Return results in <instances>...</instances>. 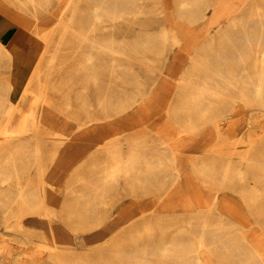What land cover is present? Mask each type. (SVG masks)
<instances>
[{
    "label": "rangeland",
    "instance_id": "obj_1",
    "mask_svg": "<svg viewBox=\"0 0 264 264\" xmlns=\"http://www.w3.org/2000/svg\"><path fill=\"white\" fill-rule=\"evenodd\" d=\"M49 1L46 5L37 2L38 7L32 6L36 21L27 18L31 26L27 29L36 33L45 47L20 93L19 103L25 113L18 111V101L15 104L10 102L8 80L0 79V113L3 112L0 114L2 245L11 244L16 253L32 252L37 260L41 258L53 264L49 248L43 246L47 244L37 242L35 236L20 229L27 219L39 220L40 224L34 225L33 230L44 233L46 243L55 241L59 248L75 251L64 250L63 257L68 264H78L67 259L66 254L72 253L88 264H126L125 256L115 255L116 250L131 251L145 245L156 247L174 240L196 241L194 216L201 212L211 223L216 222L217 215L221 214L239 225L237 232L246 239L247 245L263 255L264 172L260 169L264 167V109L252 101L253 92L242 87V93L232 88L222 99H202V103L211 107L205 115L195 110L181 111L178 106L191 101L193 88L187 87L185 94L182 91L179 94V87L185 73L195 71L193 67L196 65L190 69L192 61L207 66L204 74L211 77L209 83L224 85L229 71L222 57L234 55L238 60L242 53L248 56L246 62L227 65L239 79L253 76L256 66L262 64L264 53L253 44L248 47L246 36L254 28L259 36L264 34V0H221L228 12L213 26L208 23L214 17L216 7L213 4L217 0H129L133 9L141 10L140 14L118 15L115 20L104 15V22L97 26L93 15L87 11L89 4L95 1L104 9H111L113 5L102 2L108 0ZM109 1L121 3L128 0ZM2 5L5 14H13V20L18 22V19L25 18L8 3ZM122 6L114 5L117 13ZM203 14L207 17L206 22L198 19ZM233 19L244 23L247 32L240 25L227 26ZM68 23L75 29L74 36L64 34L63 25ZM218 28L231 31L237 46L221 44L216 33ZM78 34L87 35L93 43L80 40ZM163 34L166 41L162 40ZM204 43L212 46L213 53L206 52V49L210 50L209 46L202 52ZM104 44L117 53L102 50L100 46ZM8 58L5 52L0 55V67L6 65L5 59ZM122 62L155 63L152 69L140 70L116 65ZM127 73H130L131 86L135 87L142 77L147 85L152 78L158 80L154 92L134 106V111L143 110L145 114L138 112L134 115L124 130L121 120L132 112L117 114L111 101L99 97L96 90L105 88L109 93L120 92ZM203 75L200 82H203ZM117 97L113 95L112 98ZM42 113L47 114L49 124L40 122ZM169 120L181 124L189 121L194 127L192 130L181 129L185 140H166L177 134L176 129L168 128ZM216 126L232 138L217 137ZM10 133L15 136L12 143L21 142L13 149V156L8 155L10 150L1 143L3 135ZM130 134L153 139L155 142L152 141L150 147H155V151H151L164 158H170L167 156L170 152H177L176 164L168 165L176 170L157 175L177 178L173 181L169 178L161 190L140 188L137 184L135 189H130L121 181L120 189L111 190L110 186L105 191L91 216L80 222H67L66 212L72 208L80 209L74 193H91V188L101 183L99 171L111 164L108 145L118 138L126 152L129 145L126 138ZM28 137L31 151L34 149L29 166L21 159L26 157ZM229 160L236 171L221 183L214 178L221 177V173L205 174L197 170L203 163L220 170ZM11 162H15V169ZM41 194L56 197L58 205L49 207L56 211L54 216L46 217L42 210L34 213L38 200L42 199ZM8 197L12 198L10 205L7 204ZM47 220L52 222V233L45 224ZM184 230L192 234L181 236L180 232ZM195 248L203 264H225L220 259L221 253L197 245ZM229 256L233 258V255ZM253 261V257L244 254L243 264H254ZM151 262L163 264L158 256ZM1 263L38 264L26 259L14 262L5 257L0 259Z\"/></svg>",
    "mask_w": 264,
    "mask_h": 264
},
{
    "label": "crops",
    "instance_id": "obj_2",
    "mask_svg": "<svg viewBox=\"0 0 264 264\" xmlns=\"http://www.w3.org/2000/svg\"><path fill=\"white\" fill-rule=\"evenodd\" d=\"M0 55L4 54V52L9 55L8 59H5L6 62L3 66L0 67V79H7L9 85H10V102L12 104H15L16 101L19 102V97L22 89L24 88L25 84L28 81V78L35 66L36 61L42 54L44 50V43L40 39V37H37L34 29L33 34L28 29H31L30 23L28 24V20L30 18H33L35 21L37 18L35 17L36 14L35 10H33V5L31 4L30 0H0ZM40 1V0H36ZM218 1V0H217ZM3 3H8L9 5L13 6L16 10L20 11L25 18L22 17V19H18V22L13 20L12 16L13 14L10 13V15L5 14L3 9ZM40 4V3H39ZM213 5L214 7H218L217 2H215ZM219 6H224L222 1L219 3ZM34 12V13H33ZM216 10H214L215 14ZM41 18V16H39ZM202 17V18H201ZM198 17L199 20H203V22H206L207 17L203 14V16ZM215 17V16H214ZM212 18L208 25L213 26L217 23H219L221 18ZM38 18V20L40 19ZM32 19V20H33ZM28 28V29H27ZM251 29V28H250ZM250 29L248 31H250ZM221 32V33H220ZM231 31H222L221 29H217L216 33L219 34V42L221 44L228 43V39L232 40L234 44L232 46H237V40L233 37V35L230 34ZM247 32V31H245ZM251 34L249 36H246L247 38H252L253 35H257L258 31L257 28L252 29ZM221 34V35H220ZM246 35V34H245ZM247 43L249 45V42L247 40ZM211 44V43H209ZM206 52L213 53L211 50V45H208L207 43H204L202 47V52H204L205 48ZM249 47V46H248ZM200 61V60H199ZM237 62V60H235ZM155 62H138V63H130V62H122L117 63L116 65L123 66L124 69H152V65ZM198 64H201L200 62L192 61L191 68L196 65V67H193L195 70L198 69ZM202 65L205 66V64L202 63ZM207 69V67L205 68ZM191 72L185 73V76L182 77V80L180 81V87H179V94H181V91L184 93V91L187 89V87L184 85L185 81L184 79L187 78L190 75ZM203 75V82L202 84H208L209 86L212 85L209 83L208 80H210V77ZM127 79L125 80V85L122 86L117 92H110L109 90H105V88H99L97 89V94L99 97H105L106 101H111L113 108L118 113H124L126 111H131L132 113L130 115H125V118L121 120V122L124 125V130L127 129L129 122L134 118L133 116L136 115L138 112L142 113L141 115L145 114L143 110H137L134 111L135 104L140 100L146 97V95L152 94L154 92V88L156 86V82L158 78H150L151 82L149 85L146 84L144 81V78L142 77L139 79V85L138 87L131 86L130 84V73H127L126 75ZM138 89V90H136ZM113 95L118 96L117 98H112ZM194 91L191 93L190 102H184L181 103L178 106V110L181 111H191L194 110L192 108V103L194 102ZM209 96V95H208ZM113 99V100H112ZM207 99V98H204ZM102 100V98L100 99ZM121 103V104H120ZM99 105H101V102H99ZM157 105V104H156ZM155 105V106H156ZM158 106V105H157ZM91 105H89L90 109ZM152 107L154 108L153 104ZM89 109H83L84 111H89ZM172 109V108H171ZM211 107L209 105L204 104L201 108V110L197 111L201 113V115H205ZM232 110H227V112H230ZM196 112V111H195ZM227 115V114H226ZM169 119V118H168ZM169 125L168 128L173 127L176 129V136L174 137H167L166 140H182L181 134L183 130L181 129H193L192 122L186 121L184 124L181 123H173L171 120L168 121ZM232 123V122H231ZM52 129H54L53 125L50 126ZM180 127V128H179ZM181 130V131H180ZM184 130V132H185ZM55 134V132L53 131ZM216 134L219 138H225L230 137L229 135L225 134L220 127L217 128L216 126ZM185 140V139H184ZM27 141V150H26V157H22L21 159H24V165H31V159L33 157V152L31 151V142H29V137L26 139ZM126 143H128V147L126 152L123 151L122 143L120 142V139L117 138V141L112 142L110 145H108L107 152H108V158L109 164L108 167L102 168L100 173V184L96 187L91 188V193H74L73 196H75V199L78 204V211L75 210V208L70 209L68 212H66V221L67 222H80L81 220L87 219L89 216L93 214L95 211V207L101 203V199L105 196V191L109 189V187L112 189H120L121 188V181L126 182V184L129 186L130 189H135L136 184L140 186V188H146V189H157L161 190L164 189L165 184L167 183V180L169 178L176 179L177 177H157V175L160 174H167L171 173L174 169L172 167H168L169 164L175 165L177 162V152H170L168 153V157L170 158H164L162 156H159V154L151 151H155V147L151 148L150 144L153 139L147 138L146 135H132L130 134L129 138H126ZM155 142V141H154ZM21 150V148L19 149ZM44 157V153H42ZM78 155V153H77ZM165 156V154H163ZM231 162V171L230 174H228V177H224V168L226 167L227 163ZM224 164L222 169L216 170L213 167H211L210 164L203 163L200 165V167L197 168L198 171L201 173H221V177H214L215 179H219L220 183L224 180L230 179L232 174L236 171L235 168L232 166V161L229 160ZM22 165V163H20ZM178 175V174H177ZM124 176V177H123ZM206 179L211 177H204ZM238 178V177H236ZM242 179V178H241ZM84 180H82L83 182ZM139 181V182H138ZM47 185L48 182H45ZM222 186V185H221ZM132 193V192H131ZM99 197L100 200H96V198ZM40 198V197H38ZM41 201L38 200L36 208L34 213L39 212L40 210L45 211L44 216L50 217L52 214L55 215L56 211L50 210L49 207L55 208L58 205V201L56 200V197L52 194L50 196H45L41 194ZM76 207V205H75ZM48 209V210H47ZM37 210V211H36ZM195 223L193 224V228L197 230L193 234L195 235L196 241H181V240H174L167 244H161L157 245L156 247H149V246H138L137 249L131 250V251H125V250H116L115 255L119 256H125L124 262L126 264H153L151 262L153 257L158 256L160 261H162L163 264H197L199 256L198 249L195 248V246L203 247V248H211L213 252L221 253L222 257L220 258L225 264H243V257L244 254L248 257H253L255 261L254 264H260V260L257 257V254H259L257 251L253 250L251 247L247 245L246 239L240 235V233L237 232L239 229V225L232 223L228 218L223 217L221 214H218L216 217V222H209L205 215H202L201 212L196 214L194 216ZM26 227L27 230L33 234V237L35 236L37 238V242H40L42 244L47 245H55L56 242L53 241V243L48 244L46 243V237L44 233H35L33 228L34 225H39V220H31L27 219L26 221ZM48 227V231L51 233L53 232V227L51 226L52 222L50 220H47L45 223ZM38 227V226H37ZM40 228V227H39ZM181 233V236H185L188 233H191L189 230H184ZM35 234V235H34ZM95 235V234H94ZM93 236V235H92ZM34 237V238H35ZM261 243L263 245V254H264V238L261 240ZM58 247V246H57ZM59 248V247H58ZM61 249V248H59ZM63 250V249H61ZM73 251L71 248H65L64 249ZM63 250V251H64ZM73 255H68V260L77 261L78 264H88L86 263L85 259L83 258H77L74 253ZM229 255H233V258ZM70 257H73V259H70ZM134 257V258H133ZM132 258V259H131ZM144 258V259H143ZM124 258H122L123 260ZM142 261V262H141ZM252 261V260H251Z\"/></svg>",
    "mask_w": 264,
    "mask_h": 264
},
{
    "label": "bare ground",
    "instance_id": "obj_3",
    "mask_svg": "<svg viewBox=\"0 0 264 264\" xmlns=\"http://www.w3.org/2000/svg\"><path fill=\"white\" fill-rule=\"evenodd\" d=\"M48 1L49 0H40V1L30 0L31 4L33 6L35 5L36 7L39 6L38 3L46 5V4H48ZM102 2L104 5H106L105 3H107V5H109V6L113 5V7L111 9H107V8L104 9L100 4H98L97 2L94 1V3L89 4L90 7L87 10L88 12H90L93 15V21L95 23V26L104 22V18H102V16H104V15H107L106 16L107 19H114L115 20V19H118L117 18L118 15L120 17L123 15L129 16L132 14H140L141 13L140 9H133L132 3L129 0L126 2H121V3L120 2H116V3L110 2L109 0L107 2H104V1H102ZM217 2L220 3L221 0H218ZM49 3H50V1H49ZM99 3H101V2H99ZM119 4H121L123 6H122V8L119 9L120 13H117L116 10L114 9V5H119ZM208 7L209 6H207V8ZM215 10H216V12L214 14V16H215L214 18H216V19L221 18V16H223L224 14H226L228 12V10H226L225 6L224 7L218 6L215 8ZM262 13H264V12H262ZM239 25L242 26V28L244 29V32L247 31V26L242 22L237 23V20H235V19L230 20L227 24V26H231V27H237ZM63 29L65 32L64 34L69 33L73 36L75 35L74 34L75 29L72 27L71 23L64 24ZM78 38L80 40L85 41V42L93 43L87 35L78 34ZM162 40L166 41V35L165 34L162 35ZM247 40L249 42V47L253 44V45L257 46L259 52L264 53V34H261L260 36L258 34L256 36L253 35L252 38L249 37V38H247ZM227 42H228L227 44H229L231 46L234 44V42L230 39H228ZM100 48L106 52L111 51L112 53H117L113 48L107 46L106 44L101 45ZM262 56H264V55H262ZM222 58L224 59L223 62H225L224 66L228 67V71H229L228 72V78L225 79L224 85H219V83H215V85L209 86L208 84H206V82H205V84H202V82L199 81V78L201 77V75L204 74V72H205L204 70L207 67L206 65L204 66L202 64H198V69H196L195 71H192L190 73V75L184 79V81H185L184 85L186 87H192L194 90V94H195L194 97L195 98H194V102L192 103V108L197 112V111L201 110V108L203 106V103L201 101L202 99L203 100H204V98L222 99V97H226L229 95L228 94L229 90L232 88L239 89L240 93H242V91H241V87H242L243 90L253 92L254 97H253L252 101L255 102L259 108L264 109V59H262V61H261L262 64H258L256 66L255 72H254L252 77L248 76V78H246L245 80H242V79H239L237 76H235L233 70L227 64L228 63L241 64V63L247 61L248 56L243 55L242 53L239 54L237 62H235L236 57L234 55H232V56L231 55L230 56L224 55ZM215 75L220 76V73H215ZM248 83H249V85H248ZM238 84H240V85H238ZM252 101H250V103H252ZM17 108H18V111L20 113H25V111H23L21 104L19 102L17 103ZM0 114L3 115V112H1ZM35 121H37V120H35ZM40 122L44 125L49 124L48 119H47V114L45 115L42 113V115L40 117ZM5 129H6V126H5ZM3 133H4V131H3ZM7 133H9V132H7ZM3 136L4 137L2 138L1 143L3 145H6L8 150H10L8 155L13 156L14 150L18 147V145L19 146L21 145V142L18 144L12 143V138L15 136L11 133L10 134H4ZM230 163L231 162H228L226 167L224 168V177H228V174H230V171H231V168H230L231 164ZM11 164L13 165V168L15 169L16 168L15 162H11ZM27 169H28V167H27ZM260 170L262 172H264V167H261ZM16 173H17V171H16ZM17 176H18V173H17ZM6 181H7L6 179L2 181L3 185L6 183ZM19 197L22 198V193H20ZM6 200L8 201V203H7L8 205H10L12 203L11 197H8ZM25 221L21 224V226L19 225L20 229L24 233L28 232L29 235H31L33 237V234L27 230ZM43 246H47V248H49L51 255H52L51 257L54 260L53 264H68L63 257V255H64L63 250L59 249L55 245H43ZM4 257L6 259H9V260L11 259L14 262H16V261L18 262L21 259H26V260L32 261L34 263L37 262L38 264H50L48 261H44V259H41V258L39 260H37L38 257L34 256V254L32 252L30 254L16 253V249L13 248L11 246V244L2 245V243L0 241V259L2 260ZM257 257L261 261L260 264H264V254L263 255L257 254ZM197 264H203L202 259L200 257L198 258Z\"/></svg>",
    "mask_w": 264,
    "mask_h": 264
}]
</instances>
